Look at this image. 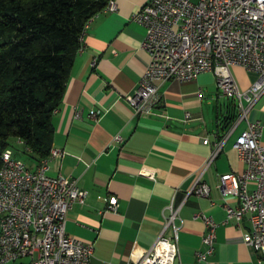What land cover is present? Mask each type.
<instances>
[{"label": "crops", "instance_id": "1", "mask_svg": "<svg viewBox=\"0 0 264 264\" xmlns=\"http://www.w3.org/2000/svg\"><path fill=\"white\" fill-rule=\"evenodd\" d=\"M146 2L114 0L113 12L101 11L88 20L51 116L50 149L62 154L49 161L46 174L72 178L86 192L82 205L67 210L64 232L91 244L89 264H131L159 237L164 218L174 209L178 228L174 264H194L195 253L206 250L200 215L218 225L213 252L201 264H264L247 246L251 231L247 219L239 226L234 220L225 222L223 205L236 208L238 200L223 196L217 184L222 175H240L246 169L232 148L246 124L236 123L234 102L219 93L214 75L204 72L190 82L160 84V101L146 115H134L127 102L148 61L141 49L144 29L131 20ZM230 72L242 92L259 79L239 67ZM90 111L97 116L91 117ZM233 113L236 117L226 127L223 120ZM247 119L261 126L264 147V94ZM114 136L121 141H113ZM220 140L222 150L205 167ZM25 161L30 170L37 163L29 157ZM198 184L208 186V196L195 195ZM253 189L249 183L248 191ZM110 197L116 200L114 212L105 210Z\"/></svg>", "mask_w": 264, "mask_h": 264}, {"label": "built area", "instance_id": "2", "mask_svg": "<svg viewBox=\"0 0 264 264\" xmlns=\"http://www.w3.org/2000/svg\"><path fill=\"white\" fill-rule=\"evenodd\" d=\"M114 0L102 11L113 12ZM144 29L141 49L148 61L127 102L134 115H146L160 101L158 86L175 80L190 82L201 73L214 75L219 93L234 102L236 123L246 128L232 148L246 165L240 175L224 174L217 184L223 196L237 197L238 206L223 205L226 220L250 223L247 246L264 261V147L261 126L247 119L248 111L264 94V0H147L131 16ZM88 21L79 36L81 43ZM81 49V45L79 50ZM78 50V51H79ZM94 59L92 60V64ZM239 67L259 75L246 91H240L230 72ZM91 117L97 113L90 111ZM77 117L78 113L75 112ZM113 141L120 142L118 136ZM224 140L215 143L207 167L220 153ZM203 144H208L204 139ZM61 151L50 149L46 158L30 170L4 150L0 161V264H89L92 246L64 232L67 210L82 205L86 192L69 177H49L51 159ZM254 189L248 191V184ZM196 196H208L209 188L198 184ZM110 197L106 211L114 212ZM177 210L164 218L161 234L131 264H174L178 258L175 225ZM206 233L204 252L195 253L194 264L203 263L213 252L217 223L200 215ZM170 230V234L166 232Z\"/></svg>", "mask_w": 264, "mask_h": 264}, {"label": "trees", "instance_id": "3", "mask_svg": "<svg viewBox=\"0 0 264 264\" xmlns=\"http://www.w3.org/2000/svg\"><path fill=\"white\" fill-rule=\"evenodd\" d=\"M106 2L0 0V157L10 150V139L36 162L47 157L51 116L80 48V33ZM235 117L223 120L226 127Z\"/></svg>", "mask_w": 264, "mask_h": 264}, {"label": "rangeland", "instance_id": "4", "mask_svg": "<svg viewBox=\"0 0 264 264\" xmlns=\"http://www.w3.org/2000/svg\"><path fill=\"white\" fill-rule=\"evenodd\" d=\"M226 102V101H224ZM10 144V150L12 152L13 159H18L22 163L28 158L27 153L24 151V148L22 145H18L14 139L9 140ZM26 162V161H25Z\"/></svg>", "mask_w": 264, "mask_h": 264}]
</instances>
